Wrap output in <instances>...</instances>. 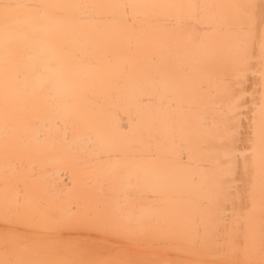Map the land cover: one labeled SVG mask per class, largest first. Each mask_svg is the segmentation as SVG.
Returning <instances> with one entry per match:
<instances>
[{"label": "bare ground", "instance_id": "1", "mask_svg": "<svg viewBox=\"0 0 264 264\" xmlns=\"http://www.w3.org/2000/svg\"><path fill=\"white\" fill-rule=\"evenodd\" d=\"M0 264H264V0H0Z\"/></svg>", "mask_w": 264, "mask_h": 264}]
</instances>
